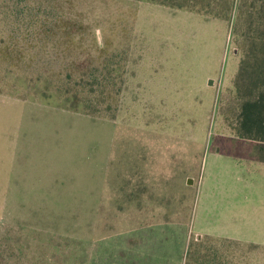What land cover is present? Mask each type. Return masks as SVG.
Masks as SVG:
<instances>
[{"label": "rangeland", "instance_id": "1", "mask_svg": "<svg viewBox=\"0 0 264 264\" xmlns=\"http://www.w3.org/2000/svg\"><path fill=\"white\" fill-rule=\"evenodd\" d=\"M227 2L0 0V264H264V143L234 129L264 0ZM105 68L87 114L11 84Z\"/></svg>", "mask_w": 264, "mask_h": 264}, {"label": "trees", "instance_id": "2", "mask_svg": "<svg viewBox=\"0 0 264 264\" xmlns=\"http://www.w3.org/2000/svg\"><path fill=\"white\" fill-rule=\"evenodd\" d=\"M136 1L210 14L212 6L217 0ZM223 1L228 3L227 1L229 0ZM228 9L229 7L227 6ZM212 15L218 17L215 13H212ZM54 21L60 22L59 26L65 30L66 35L70 36L66 51L76 48L72 36L75 33L83 34L84 24H78L68 13L63 14L59 18H54ZM261 35L262 37L259 38L261 39L260 42L252 44L245 52L234 78V88L241 99L240 114L234 129L243 138L257 139L264 143V33ZM75 62L73 61L72 63L78 66ZM105 69L103 73H96L93 77L87 78V81L84 80V77L93 75L92 71L88 74H82V76H74V78L68 74L67 81L61 78V73L59 72L51 74V78L57 76L56 80H51L49 76L41 72L29 78L20 74L19 77L13 76L11 78V84L14 87L28 91L27 98L30 101L87 114L100 109L109 110L117 100L116 95H113L110 90H106L109 85H112V82L109 76L111 71L108 68ZM114 69L117 74L120 73L117 68ZM114 83H117V81ZM15 92L16 90H13V95H10L15 96ZM98 106L99 108H97Z\"/></svg>", "mask_w": 264, "mask_h": 264}, {"label": "water", "instance_id": "3", "mask_svg": "<svg viewBox=\"0 0 264 264\" xmlns=\"http://www.w3.org/2000/svg\"><path fill=\"white\" fill-rule=\"evenodd\" d=\"M190 182H191V179L189 178V179H188V183H190Z\"/></svg>", "mask_w": 264, "mask_h": 264}]
</instances>
